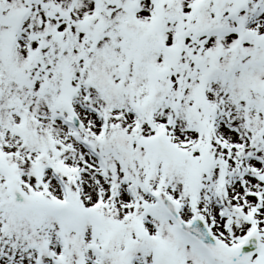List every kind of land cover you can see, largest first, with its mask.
I'll return each mask as SVG.
<instances>
[{
	"label": "snow or ice",
	"instance_id": "snow-or-ice-1",
	"mask_svg": "<svg viewBox=\"0 0 264 264\" xmlns=\"http://www.w3.org/2000/svg\"><path fill=\"white\" fill-rule=\"evenodd\" d=\"M0 264H264V0H0Z\"/></svg>",
	"mask_w": 264,
	"mask_h": 264
}]
</instances>
